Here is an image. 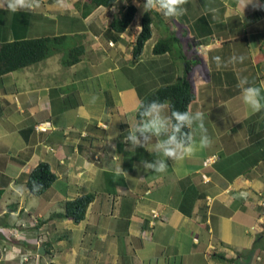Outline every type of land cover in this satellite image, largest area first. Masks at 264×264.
Returning <instances> with one entry per match:
<instances>
[{"label":"crops","instance_id":"crops-1","mask_svg":"<svg viewBox=\"0 0 264 264\" xmlns=\"http://www.w3.org/2000/svg\"><path fill=\"white\" fill-rule=\"evenodd\" d=\"M82 1L39 0L32 11H11L0 0V43L52 35L84 47L79 62L63 69L69 78L50 71L59 68L51 59L63 48L0 78V264H264V110L253 113L238 87L243 78L264 84V18L247 22L257 10L251 0H188L177 18L152 10L151 38L133 61L144 14L136 0H118L86 18L77 9ZM128 5L135 17L115 34L110 23ZM68 14L81 19L79 27ZM200 17L211 36L196 48L206 75L195 68L189 111L203 114L211 145L169 160L165 173L145 172L140 162L158 158L155 141L144 148L124 142L138 124L135 83L146 78L152 90L181 80V66L152 48L180 29L197 36L190 27ZM239 35L244 42L230 44ZM39 163L56 179L32 196L17 180ZM120 166L128 175L117 174ZM88 194L94 198L79 224L52 216Z\"/></svg>","mask_w":264,"mask_h":264},{"label":"trees","instance_id":"trees-1","mask_svg":"<svg viewBox=\"0 0 264 264\" xmlns=\"http://www.w3.org/2000/svg\"><path fill=\"white\" fill-rule=\"evenodd\" d=\"M118 0H83L80 7V15L83 18L89 16L95 9L99 7L111 8ZM264 5V0H260ZM137 9L133 5H128L118 17L113 18L110 23V29L115 34H122L133 21ZM153 13L150 11L144 13L140 19V32L135 37L132 46V60L137 61L143 52L145 43L152 35ZM264 18V10L257 9L247 18V22L254 23ZM206 17H200L196 24L191 25L190 31L197 36L190 37V32L181 36L179 39L176 36L171 38L159 39L152 48V53L155 56L164 54L172 55L175 50V43H183L186 50L180 49L177 61L178 65L184 63L183 77L179 81H170L162 84L159 87L153 88L150 94L143 95L137 87V92L140 98L139 108L136 113V120L139 122L138 115L141 110V104H147L152 100L167 101L169 103L170 112L174 110L189 111L190 104L196 98V87L191 79V69L198 66L202 67L203 73L206 75V69L198 56L196 48L205 41L201 38L211 36L210 30H206L201 25ZM66 36H48L34 39H20L10 42L0 43V78L6 74L13 73L24 68L35 65L46 60L53 51L60 50L66 43ZM180 47V46H179ZM84 53L82 45L70 48L67 51L66 58L62 61L64 67H70L79 62ZM189 54L192 59H190ZM175 64V63H174ZM191 64L193 66L191 67ZM121 130L125 129V124H120ZM56 177L46 163H39L35 168H29L23 171L17 181L24 182L26 188L32 196H40L51 187ZM37 181L43 185V188L36 193L31 191L32 182ZM93 195H85L72 201L63 204V212L52 215L54 218L70 219L74 224H79L84 220L87 209L93 201Z\"/></svg>","mask_w":264,"mask_h":264},{"label":"clouds","instance_id":"clouds-1","mask_svg":"<svg viewBox=\"0 0 264 264\" xmlns=\"http://www.w3.org/2000/svg\"><path fill=\"white\" fill-rule=\"evenodd\" d=\"M136 2L137 7L142 8L144 13L159 10L166 18H177L185 15L187 12L185 5L188 4V0H146L143 5L139 4L138 0ZM248 5H252L254 9L264 10V5L260 3V0H251ZM37 7H39V0H7V8L11 11H32ZM214 59L217 67H220L221 58L217 56ZM240 59L243 60V57ZM234 60L233 57L228 63ZM238 87L241 89L244 103L253 113L264 110V84L259 87L251 86L247 78H243L240 79ZM93 99L95 100V98ZM140 107L141 110L138 113L140 120L135 130L130 131L125 137L124 142L130 143L136 148H144L155 141L154 146L158 158L140 162V166L145 172L165 173L169 167V160L175 164L184 158L192 157L198 150L210 147L211 138L208 135V129L205 127L201 112L174 110L168 113L169 103L160 100H152L147 104H141ZM197 134L199 136L198 142ZM115 136H119V133H116ZM117 174L128 175L121 166L117 169ZM42 188L41 183L32 182L31 191L33 193L39 192ZM23 191V186L17 188L19 194H22ZM247 195L246 192L240 193L241 197H247Z\"/></svg>","mask_w":264,"mask_h":264},{"label":"rangeland","instance_id":"rangeland-1","mask_svg":"<svg viewBox=\"0 0 264 264\" xmlns=\"http://www.w3.org/2000/svg\"><path fill=\"white\" fill-rule=\"evenodd\" d=\"M191 2H192V0H190ZM223 1V0H222ZM83 2V1H82ZM81 5H82V3L79 5V7L77 8L78 10H79V13H80V7H81ZM238 6V5H237ZM238 8V11H239V14L238 15H240V12H241V8L238 6L237 7ZM81 16V15H80ZM67 17L68 18H71L74 22H75V24H77V22H80V18H78V17H71V14H68L67 15ZM179 22H180V20H179ZM82 23H83V19H82ZM181 23V22H180ZM72 26H75V27H79V23L77 24V25H72ZM178 25L177 24H174V27H177ZM183 26L185 27V24L183 23ZM177 30H178V28H177ZM184 30L183 29H180V32H179V37L177 36V34H175L174 33V35L175 36H177V38L179 39L180 38V36H182L181 34H183L184 32H183ZM161 32H163V31H161ZM181 33V34H180ZM162 35H164V34H161V36ZM49 36H51V35H49ZM173 36V34H170V33H166L164 36H162L161 38H164V39H167V38H171ZM46 37H48V36H46ZM230 41V44H233V43H238V42H244V38H243V36L241 35H239V39H232V40H229ZM262 46H263V48H262V57H263V59H264V40L262 41ZM72 46H76L75 44H69V42H67V43H65L64 45H63V49L65 50V52H63V55H59L57 58H54L55 56H53V58L51 59V62H53L55 65H57L58 64V66H59V68L57 67V66H52V68L53 69H50V71L53 73V76H52V78H54L55 76L56 77H62V76H64V77H66V78H69L68 76H67V74L64 72V66L62 65V61L66 58V54H67V51L70 49V48H72ZM180 46V47H179ZM199 48V47H198ZM228 48H230L231 49V47H228ZM228 48H227V50H228ZM179 49H183V50H186V46L183 44V43H175V46H174V50H175V52L172 54V55H170V60L171 61H173L176 65H178L179 63H182V62H180V61H177V59H178V57H179V52H178V50ZM54 52V51H53ZM51 55V54H50ZM50 57V56H49ZM48 57V58H49ZM189 57H190V59H192L191 58V56H190V54H189ZM47 58V59H48ZM45 61V60H44ZM50 61V60H49ZM61 61V62H60ZM60 62V63H59ZM185 64V63H184ZM184 64L183 65H181V75H182V77H183V73H184ZM193 66V64H191V67ZM260 66L261 67H263L264 68V64H260ZM180 68V67H179ZM199 70H200V68H198ZM196 70L194 69V67L191 69V77L193 76H195L194 75V73L193 72H195ZM68 72V71H67ZM255 72H256V74H257V70H255ZM61 75H59V74ZM69 73V75H70V72H68ZM258 73H260V75L262 76L263 75V73L261 72V71H258ZM145 80H146V78H139V80L137 81V83H135V86L136 87H138L139 88V90H140V93L141 94H144L145 92H147V94H150V86L151 85H148V83H143V82H145ZM147 82V81H146ZM201 104H203V102H201L199 105H201ZM200 107V106H199ZM254 122H256L255 120H250L249 122H247L246 124H252V127L254 126ZM256 127H257V125H255ZM163 256H166V250L164 249V251H163Z\"/></svg>","mask_w":264,"mask_h":264},{"label":"built area","instance_id":"built-area-1","mask_svg":"<svg viewBox=\"0 0 264 264\" xmlns=\"http://www.w3.org/2000/svg\"><path fill=\"white\" fill-rule=\"evenodd\" d=\"M36 130L39 131V132H41V131L43 132V131L46 130V128L45 127H36Z\"/></svg>","mask_w":264,"mask_h":264},{"label":"water","instance_id":"water-1","mask_svg":"<svg viewBox=\"0 0 264 264\" xmlns=\"http://www.w3.org/2000/svg\"><path fill=\"white\" fill-rule=\"evenodd\" d=\"M41 250H44L43 247H40V249L38 250V254H41Z\"/></svg>","mask_w":264,"mask_h":264}]
</instances>
